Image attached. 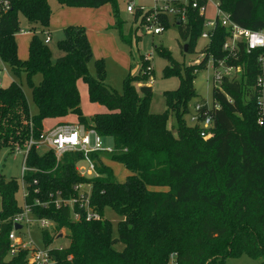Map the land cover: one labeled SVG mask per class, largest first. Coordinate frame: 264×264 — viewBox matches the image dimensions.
<instances>
[{"label":"trees","instance_id":"16d2710c","mask_svg":"<svg viewBox=\"0 0 264 264\" xmlns=\"http://www.w3.org/2000/svg\"><path fill=\"white\" fill-rule=\"evenodd\" d=\"M56 1L60 7L70 8L110 5L120 40L131 45V37L122 31L118 0ZM219 2L242 27L264 30V0ZM18 13L33 33L45 31L52 14L47 0H15L12 10L0 16V59L15 73L26 74L37 108L32 115L19 85L0 87V149L24 148L30 138L40 140L45 120L73 114L79 123L112 139L113 152L107 158L129 173L119 183L112 170L98 160L99 178H83L75 171L80 154H65L57 164L51 152L40 156L34 146L30 148L26 166L36 171L24 176L29 184L28 203L34 198L46 200L49 193L69 196L74 185L88 183L94 208L103 215L108 206L122 217L114 237L105 219L75 222L66 208H33V216L55 223L52 235L42 231L44 245L51 244L55 235H60L56 239H69L63 251L54 253L58 264H166L171 254L177 264H222L241 254L264 264V125L256 123L255 103L249 93L257 73L254 58L242 52L235 64L246 61L244 77L222 83L232 103L223 94H213L221 108L214 115L213 135L204 140L198 127L189 126L184 119L196 97L193 79L204 62L187 66L172 59L167 49H157L169 63L164 77L179 75L181 69L184 76L179 75L175 90L163 92L165 111L153 114L149 111L152 87L140 83L148 78L142 73L144 63L136 75L123 80L119 94L105 82L102 60L95 61L96 77L90 75L92 50L81 26L63 29V38L57 43L63 55L55 61L48 45L33 34L27 59L21 61L14 38L19 31ZM160 20L166 30L175 25L188 52H193L203 26L197 11H188L186 25ZM223 40L224 30L217 27L207 51L221 58ZM35 74L41 75L37 85L31 81ZM80 79L87 85L89 101L105 109L94 114L90 123L81 112ZM173 118L174 127L169 125ZM91 158L98 159V154ZM18 191L17 180L0 176V264H24V253L6 259L11 219L20 212L15 197ZM62 230H67V236ZM118 244L123 245L122 250L116 248Z\"/></svg>","mask_w":264,"mask_h":264},{"label":"built area","instance_id":"2783aa9c","mask_svg":"<svg viewBox=\"0 0 264 264\" xmlns=\"http://www.w3.org/2000/svg\"><path fill=\"white\" fill-rule=\"evenodd\" d=\"M14 1L0 0V16L12 10ZM137 1L125 0L126 12L133 18L132 27L135 28V32L140 34L137 35V33L135 36L147 34L154 36L165 32V24L162 23L160 18H166L170 24L186 25L189 10L197 11L198 15L203 18L200 39L205 41V45L202 48L200 57L188 63V66H199L204 62L203 69L210 68L213 70L212 101L207 103L202 100L195 103L193 110L189 113V122L187 123L189 126L198 127L202 139H209L213 135L214 115L221 108L218 98L213 94H223L226 101L232 103V99L225 94L222 83L225 80L239 82L244 77L246 61L235 64L239 61L242 52L248 57L252 56L257 66V73L249 93L255 103L256 123L258 126L264 125V30H251L242 27L233 21L229 13L222 10L219 0H147L148 3L136 7ZM208 3H212L214 19L206 21ZM217 27L224 30V40L221 45L223 56L221 58H217L207 51ZM49 42L50 35L46 34L43 43L48 45ZM145 60H149V58L146 56ZM3 64L0 59V87ZM145 69L150 70V67L147 66ZM144 72L146 74V71ZM196 72L197 70L194 71V73ZM103 139L93 128H88L84 124L62 123L44 132L40 140L30 138L24 148L17 147L14 149V152L23 155L21 177L18 180L22 203L19 206L20 212L11 219V231L8 235L9 257L24 253V264H58L54 253L63 251L64 245L50 247L52 242L43 248H38L32 239H24V231L26 229L28 234V228L31 224L29 217L33 216L32 211L35 207L47 209L52 206L57 210L66 208L70 211L71 220L75 222L81 220L98 222L104 219L103 215L91 204V185L88 183L74 185L72 194H69V196H63L64 194L62 195L60 192L49 193L46 200L34 198L31 203H28L26 199L29 197V184H26L24 176L29 171H36V169L26 166L30 148L34 146L38 152L40 147L43 146L46 151L44 154L51 152L57 164L65 154H80L82 158L76 162L75 171L80 177L91 179L99 177L96 171L98 160L103 161L107 154L113 152V145H105ZM93 154H98V159H92ZM33 184L36 185L37 181L33 180ZM34 193L39 194L38 190H34ZM15 225L21 227L16 229ZM37 225L39 229L48 231L51 235L53 234L55 228L53 221L46 218H37ZM57 237L55 235L53 240ZM166 264H177L175 254L169 256Z\"/></svg>","mask_w":264,"mask_h":264},{"label":"rangeland","instance_id":"374dc122","mask_svg":"<svg viewBox=\"0 0 264 264\" xmlns=\"http://www.w3.org/2000/svg\"><path fill=\"white\" fill-rule=\"evenodd\" d=\"M51 12L54 14L59 8H61L56 0H47ZM147 0H138L136 2V7L148 3ZM102 7V6H101ZM111 10V6L109 7ZM206 21L214 19V9L212 3H208L206 7ZM118 11L119 17L123 21L122 31L125 36L131 37V45L124 44L120 38L118 30L114 27L115 23L111 26H107L106 30L102 33L107 35L108 38H101V36L96 35L98 32L93 30L90 32L91 39L93 41L92 58L88 64V70L92 77H96V67L95 61L102 60L104 66V80L112 88H114L119 94L123 92V80L128 75H136L138 73L141 62L150 70L144 68L143 74L148 78L143 82L152 87L153 94L151 97V103L149 111L153 114H160L165 111V101L163 98V92L168 90H175L180 81V76H184V71L179 70V75L175 74L170 77H164V68L169 66L167 60L163 59L157 52L158 48H165L169 51L170 56L176 62L184 63L188 66V63L198 59L201 55L202 48L205 45V41L198 38L193 52H184L183 47L185 42L181 39L178 33V29L175 25H171L165 32L160 35H141L135 36L138 32H135V28L132 27V17L126 12V2L125 0H118ZM102 12V11H101ZM19 20V31L14 35L17 44V56L25 57V61L28 56V44L30 38L33 34L38 35V37L43 41L46 34L50 35L51 42L48 44V48L52 55V61H55L63 55L62 51L59 50L57 43L63 38V31L61 26L51 25L49 31H36L35 33L30 31V25L26 21L23 14L18 13ZM109 16V15H108ZM57 18V17H54ZM110 18H113L112 10L110 12ZM51 19V18H50ZM106 19V18H105ZM114 19V18H113ZM112 19V20H113ZM84 22H88L89 18L83 16ZM114 21V20H113ZM115 22V21H114ZM53 26V28H51ZM87 30L86 27H84ZM25 32H27L25 34ZM95 33V35H94ZM137 35H140L139 33ZM91 46V45H90ZM146 56L149 60H145ZM212 73L213 70L210 68L199 70L193 79V88L196 93V97L189 104V113L193 110L195 103L204 100L207 103L212 101ZM41 80L40 74H35L32 76L31 81L33 84L37 85ZM10 83H15L19 85L26 97L30 113L32 115L37 114V108L34 105L31 97V89L28 83L27 76L24 72L15 73L9 64H3V71L1 76V87L6 88ZM139 84H137L138 88ZM77 87L80 94V107L82 115L85 117L86 121L90 123L94 114L105 111L104 107L93 104L88 99L87 85L83 80L77 82ZM185 122H189V114L185 116ZM64 122L68 124H78V119L75 115L71 114L68 116L67 120ZM60 124L58 119H47L43 122V131L47 132L56 125ZM169 125L175 126L174 118L169 122ZM103 143L105 145L111 146L112 139L104 138ZM45 148L40 147L38 153L43 155L45 153ZM22 154H17L9 148L0 149V176L5 179H15L20 180L21 169H22ZM104 164L108 166L112 172L114 179L122 183L125 178L129 175L128 171L124 166L118 162L109 160L107 157L103 158ZM103 161H100L103 164ZM99 177L91 178L97 179ZM16 200L18 206L22 203V198L20 191L16 194ZM103 217L110 223L112 235L116 237L118 235V223L122 220V217L114 212L110 207L106 206L103 209ZM31 224L28 228V234L25 229L24 239L29 238L33 240L38 248L45 247L42 239V231L37 225V218L35 216L29 217ZM50 231V230H49ZM61 233L67 236V230H62ZM69 242L68 238L55 239L50 247H56L59 245H66ZM118 250L123 249L122 244L116 246ZM10 257L7 256L6 259ZM262 260L252 259L246 254H241L238 257L228 258L222 264H261Z\"/></svg>","mask_w":264,"mask_h":264},{"label":"crops","instance_id":"0c3cea01","mask_svg":"<svg viewBox=\"0 0 264 264\" xmlns=\"http://www.w3.org/2000/svg\"><path fill=\"white\" fill-rule=\"evenodd\" d=\"M110 5H103L99 8H70V7H61L59 10H57L54 14H51V19L49 20L48 28L45 31H49L50 22L51 25L55 26H61L63 29L68 26H81L86 27L87 30V38L91 45V48L93 49V41L90 36V32L93 30V32L97 31L98 33L96 35L101 36V38H108L107 35L103 34L102 32L106 30L107 26H111L113 23H115V18H110V12L112 10L109 9ZM102 11V12H101ZM113 14V12H112ZM109 15V16H108ZM83 16H87L89 18V21L86 23L83 20ZM57 17V18H54ZM106 18V19H105ZM114 21H113V20ZM53 28V26H51ZM62 29V31H63ZM85 29V28H84ZM27 32H25L26 34ZM95 35V33H94ZM95 35V36H96ZM32 37V36H31ZM31 39V38H30ZM51 42V39H50ZM49 42V44H50ZM21 60H24L25 57H20ZM10 85V84H9ZM8 85V86H9ZM142 85L139 83V86ZM148 85V84H147ZM138 86V87H139ZM68 116L63 119H58L59 123H66L64 122L67 120Z\"/></svg>","mask_w":264,"mask_h":264},{"label":"water","instance_id":"95a60500","mask_svg":"<svg viewBox=\"0 0 264 264\" xmlns=\"http://www.w3.org/2000/svg\"><path fill=\"white\" fill-rule=\"evenodd\" d=\"M177 25H179V23H177ZM183 50L184 52H187V45H184ZM20 227H21L20 225H15L16 229H19Z\"/></svg>","mask_w":264,"mask_h":264}]
</instances>
